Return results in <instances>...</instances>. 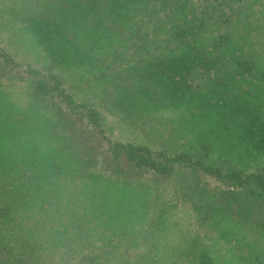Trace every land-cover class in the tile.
Returning a JSON list of instances; mask_svg holds the SVG:
<instances>
[{"label": "trees", "instance_id": "trees-1", "mask_svg": "<svg viewBox=\"0 0 264 264\" xmlns=\"http://www.w3.org/2000/svg\"><path fill=\"white\" fill-rule=\"evenodd\" d=\"M205 175L264 201V0H0V264H264Z\"/></svg>", "mask_w": 264, "mask_h": 264}, {"label": "rangeland", "instance_id": "rangeland-1", "mask_svg": "<svg viewBox=\"0 0 264 264\" xmlns=\"http://www.w3.org/2000/svg\"><path fill=\"white\" fill-rule=\"evenodd\" d=\"M13 69L12 68H8L5 75L7 76H12V75H16V72H12ZM149 179H153V177L151 175H149L148 177ZM200 183L202 184V188L204 189V197L206 198L207 205L205 207V212L204 214H208L205 215V217L207 218L206 220V225L208 226H213L215 224V226L217 227H223L225 225H229V224H236L234 223L235 221H239L240 218L243 219H252V220H257V221H264V201H252L253 202V206L251 208L252 213H248V210H250L249 208V203L244 201V206H241V199H237L239 197V195H241L240 191L241 189H236L234 187H229L227 185L221 184L220 182H218L214 177L212 176H202ZM233 197V198H232ZM190 201H197V197H193L190 198ZM252 200V199H251ZM175 201L173 200L172 202H170V204H168L169 206H166L167 208H169L170 206H173L172 204ZM188 204V203H187ZM204 205V206H205ZM189 206V204H188ZM179 209L178 207H172L168 210H170L171 212H173V214L175 215L171 216L172 220H175L177 222H179L180 225L186 226L188 227V225L190 226V234H189V238H193L194 236L196 238L198 237H205L207 238V236L209 234H207V230L205 229H201L199 227V220L196 219L195 217V212L193 211H189V215L185 214L184 211H177L176 210ZM214 214V216H211V213ZM218 212V213H216ZM193 213H194V217H193ZM210 215V216H209ZM197 216V214H196ZM230 217L232 219H230ZM176 226V225H175ZM209 228V227H208Z\"/></svg>", "mask_w": 264, "mask_h": 264}]
</instances>
